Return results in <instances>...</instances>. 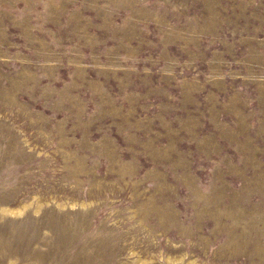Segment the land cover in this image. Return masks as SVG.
Listing matches in <instances>:
<instances>
[{
  "label": "rangeland",
  "instance_id": "rangeland-1",
  "mask_svg": "<svg viewBox=\"0 0 264 264\" xmlns=\"http://www.w3.org/2000/svg\"><path fill=\"white\" fill-rule=\"evenodd\" d=\"M0 264H264V0H0Z\"/></svg>",
  "mask_w": 264,
  "mask_h": 264
}]
</instances>
